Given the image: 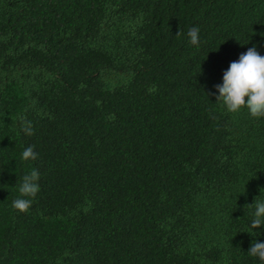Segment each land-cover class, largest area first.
I'll return each mask as SVG.
<instances>
[{
  "label": "trees",
  "instance_id": "trees-1",
  "mask_svg": "<svg viewBox=\"0 0 264 264\" xmlns=\"http://www.w3.org/2000/svg\"><path fill=\"white\" fill-rule=\"evenodd\" d=\"M251 47L264 0H0V264H262L264 117L215 87Z\"/></svg>",
  "mask_w": 264,
  "mask_h": 264
},
{
  "label": "clouds",
  "instance_id": "clouds-1",
  "mask_svg": "<svg viewBox=\"0 0 264 264\" xmlns=\"http://www.w3.org/2000/svg\"><path fill=\"white\" fill-rule=\"evenodd\" d=\"M199 27H191L188 29L187 35L192 45L199 44ZM183 35L180 31L177 37ZM219 95L217 101L230 113H238L242 109H247L253 118L264 117V55H261L255 47L249 48L246 52L239 55V59L230 62L227 70L223 73V82L215 86ZM158 89L152 86L148 89L149 93H154ZM115 117L113 116L112 119ZM23 131L27 135H32L30 125L25 124ZM38 153L34 151V146H28L22 152V159L35 160ZM40 173L39 170L33 168L32 171L23 176L19 185L20 197L15 199L12 207L19 212H27L32 206V199L35 198L40 191ZM264 190V189H262ZM264 196V191H262ZM254 207L251 228L257 229L264 226V199L255 198V202L245 207ZM251 233V232H249ZM252 234V233H251ZM249 256L258 258L264 264V243L254 241L249 248Z\"/></svg>",
  "mask_w": 264,
  "mask_h": 264
}]
</instances>
